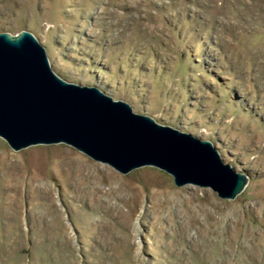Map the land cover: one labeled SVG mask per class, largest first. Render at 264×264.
<instances>
[{
	"label": "rangeland",
	"instance_id": "obj_1",
	"mask_svg": "<svg viewBox=\"0 0 264 264\" xmlns=\"http://www.w3.org/2000/svg\"><path fill=\"white\" fill-rule=\"evenodd\" d=\"M68 82L209 140L249 182L222 199L153 166L0 137V264H264V0H0Z\"/></svg>",
	"mask_w": 264,
	"mask_h": 264
},
{
	"label": "water",
	"instance_id": "obj_2",
	"mask_svg": "<svg viewBox=\"0 0 264 264\" xmlns=\"http://www.w3.org/2000/svg\"><path fill=\"white\" fill-rule=\"evenodd\" d=\"M0 137L15 151L65 143L128 174L153 166L235 199L249 177L225 164L209 140L137 114L96 86L68 82L33 33H0Z\"/></svg>",
	"mask_w": 264,
	"mask_h": 264
},
{
	"label": "bare ground",
	"instance_id": "obj_3",
	"mask_svg": "<svg viewBox=\"0 0 264 264\" xmlns=\"http://www.w3.org/2000/svg\"><path fill=\"white\" fill-rule=\"evenodd\" d=\"M213 147H214V145H213ZM215 148V147H214Z\"/></svg>",
	"mask_w": 264,
	"mask_h": 264
}]
</instances>
